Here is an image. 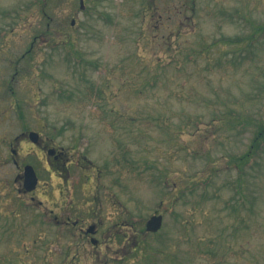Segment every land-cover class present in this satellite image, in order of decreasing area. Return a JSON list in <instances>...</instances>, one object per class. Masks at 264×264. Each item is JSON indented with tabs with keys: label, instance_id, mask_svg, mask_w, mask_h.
Instances as JSON below:
<instances>
[{
	"label": "rangeland",
	"instance_id": "1",
	"mask_svg": "<svg viewBox=\"0 0 264 264\" xmlns=\"http://www.w3.org/2000/svg\"><path fill=\"white\" fill-rule=\"evenodd\" d=\"M36 3L0 0V264H264V157L235 205L252 127L213 114L264 117V0Z\"/></svg>",
	"mask_w": 264,
	"mask_h": 264
},
{
	"label": "trees",
	"instance_id": "2",
	"mask_svg": "<svg viewBox=\"0 0 264 264\" xmlns=\"http://www.w3.org/2000/svg\"><path fill=\"white\" fill-rule=\"evenodd\" d=\"M51 1L52 0H36L37 2L36 4H38V10L41 13V16L46 19L44 30L47 32L51 27V21H52L51 20L52 16L50 14ZM249 25H251V32L247 34L248 35L247 37L242 36L243 39L245 40L248 39L247 40V42L249 43L248 45H250V43H252L256 37H260L264 34V22H258L255 23L254 25H252V22H250ZM236 37L239 38L241 36H236ZM217 41L224 42L227 45H233L234 41L240 42V39L234 40L228 38L226 39L219 38L217 39ZM207 47L209 48L210 45L207 44V46L204 48L201 46L200 49H207ZM237 53L238 52H236V54ZM236 54L232 57V60L235 58ZM205 67L206 69L209 68L208 65H206ZM132 89L135 90L134 87ZM140 91L141 90H136L137 93L141 94ZM213 114L219 115L221 121L223 120L225 124H228L237 130H242L246 128V126L252 127L251 138L249 140V143L246 145L245 149L243 150V152L238 154H229V159H228V164L233 165L236 169L235 171L236 177L234 180L235 182L233 185V189H234V193L238 195L235 200L236 203L235 205H239L241 201H243L244 203L246 202L244 200L243 189L245 185L244 184L245 177L251 173V171L250 172L248 171L251 170L254 167V165L260 167L259 166L260 161L264 157V117L258 116L255 118L253 116H247L243 112H240L237 108L234 109L229 107L220 108L219 110H214ZM127 118H131V117H127ZM148 118L151 117L148 116L147 118L144 119L148 120ZM113 159L115 161V162L113 161L115 166H118L117 164H122L123 162V160L119 158L118 155H115ZM28 162L34 163L33 160H28ZM125 167L128 168V166H126V162L124 163V168ZM129 167H130V162H129ZM234 209H236V206ZM234 213H235V217H237L238 215L237 211H234ZM241 220H242L241 217L238 218L239 223ZM234 229H238V227L236 226L234 227Z\"/></svg>",
	"mask_w": 264,
	"mask_h": 264
},
{
	"label": "water",
	"instance_id": "3",
	"mask_svg": "<svg viewBox=\"0 0 264 264\" xmlns=\"http://www.w3.org/2000/svg\"><path fill=\"white\" fill-rule=\"evenodd\" d=\"M82 3V0H81ZM29 137L32 141H36L38 138V135L36 132L31 131L29 133ZM52 150H49V153H51ZM37 183V176L35 174V171L31 165H26L24 167V180H23V185L24 188L28 191L32 190L35 188ZM162 224V215H152L146 222V229L148 231H156L160 228ZM92 227L89 229L91 230Z\"/></svg>",
	"mask_w": 264,
	"mask_h": 264
},
{
	"label": "flooded vegetation",
	"instance_id": "4",
	"mask_svg": "<svg viewBox=\"0 0 264 264\" xmlns=\"http://www.w3.org/2000/svg\"><path fill=\"white\" fill-rule=\"evenodd\" d=\"M55 159H59V155H57V158H55ZM93 212V211H92ZM65 223H67V224H73V226L75 227L78 223H79V221H78V219L76 218L73 222H71L70 221V218L68 217L66 220H65Z\"/></svg>",
	"mask_w": 264,
	"mask_h": 264
}]
</instances>
